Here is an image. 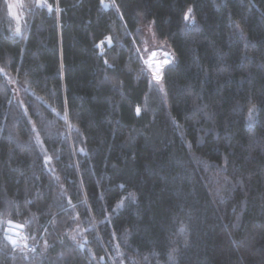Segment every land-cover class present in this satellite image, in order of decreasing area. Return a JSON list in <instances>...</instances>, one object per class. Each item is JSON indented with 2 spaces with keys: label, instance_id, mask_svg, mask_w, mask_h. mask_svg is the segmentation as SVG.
I'll use <instances>...</instances> for the list:
<instances>
[{
  "label": "trees",
  "instance_id": "1",
  "mask_svg": "<svg viewBox=\"0 0 264 264\" xmlns=\"http://www.w3.org/2000/svg\"><path fill=\"white\" fill-rule=\"evenodd\" d=\"M20 1L13 35L0 0V264H264V0Z\"/></svg>",
  "mask_w": 264,
  "mask_h": 264
},
{
  "label": "rangeland",
  "instance_id": "2",
  "mask_svg": "<svg viewBox=\"0 0 264 264\" xmlns=\"http://www.w3.org/2000/svg\"><path fill=\"white\" fill-rule=\"evenodd\" d=\"M6 6H7L8 18L11 20L10 21L11 22L10 28L12 29L11 33L14 35L16 29L19 28L20 29L19 34H15V35H20L23 31V26H24V14H23L21 1L20 0H6ZM143 32L145 36V47L149 49V50H146L145 52L146 54H141V58H142V61L145 67L148 68V65L145 63V61H150L153 59L152 58L153 52L156 53V56L154 59L157 61L163 60L162 58L164 57V53H168L169 54L168 57H170L172 60V55L167 49L156 47L154 45L155 40L153 37L152 29L150 27L143 28ZM161 52H164V53H161ZM7 235L11 236L13 239L17 241L16 245L12 244L14 248L15 247L20 248V246L24 244H30V242L27 240L26 234L22 231H19L16 228L12 229L11 235L10 234H7ZM16 251H20V250H16Z\"/></svg>",
  "mask_w": 264,
  "mask_h": 264
},
{
  "label": "snow or ice",
  "instance_id": "3",
  "mask_svg": "<svg viewBox=\"0 0 264 264\" xmlns=\"http://www.w3.org/2000/svg\"><path fill=\"white\" fill-rule=\"evenodd\" d=\"M102 2H103V0H102ZM37 4H38V6H48L49 10L51 11V5L47 4V0H37ZM191 11H192L191 8H189L188 14H186L184 17L185 20L189 19V15H190ZM19 32H20V29L17 28L14 35L19 34ZM108 40H109V43H111V38H108ZM101 43H103V42H101ZM155 56H156V53L153 52L152 53L153 59L150 61H145V63L148 65V68L151 70L153 79L159 83L163 78L164 66L170 64L171 61L168 59V56H169L168 53H164V59L160 60V61L155 60L154 59ZM254 110H255V105H253V107L249 110V119L252 118V114H253ZM137 112L139 113V108H137ZM121 187H123V185H121ZM8 223L11 224V221H9ZM9 230L10 229H6L5 231L7 232ZM7 239H9L13 245H16L17 241L15 239H13L11 236H7Z\"/></svg>",
  "mask_w": 264,
  "mask_h": 264
},
{
  "label": "built area",
  "instance_id": "4",
  "mask_svg": "<svg viewBox=\"0 0 264 264\" xmlns=\"http://www.w3.org/2000/svg\"><path fill=\"white\" fill-rule=\"evenodd\" d=\"M161 53H164V52H161ZM162 59H164V57ZM168 59L172 62L170 57H168ZM6 236H8V235H6ZM37 247H38V243H30V244H24V245L20 246V248L15 247V250L28 251L29 252V251H34Z\"/></svg>",
  "mask_w": 264,
  "mask_h": 264
},
{
  "label": "water",
  "instance_id": "5",
  "mask_svg": "<svg viewBox=\"0 0 264 264\" xmlns=\"http://www.w3.org/2000/svg\"><path fill=\"white\" fill-rule=\"evenodd\" d=\"M18 229L19 231H22L24 229L23 225H19L17 223L11 222V224L8 223L7 229H10L9 231L6 232V234H12V229Z\"/></svg>",
  "mask_w": 264,
  "mask_h": 264
}]
</instances>
